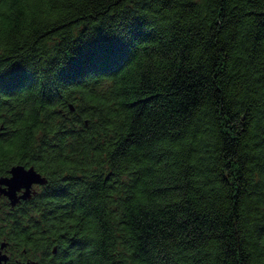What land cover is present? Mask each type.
<instances>
[{
  "label": "trees",
  "instance_id": "trees-1",
  "mask_svg": "<svg viewBox=\"0 0 264 264\" xmlns=\"http://www.w3.org/2000/svg\"><path fill=\"white\" fill-rule=\"evenodd\" d=\"M17 166L13 264H264V0H0Z\"/></svg>",
  "mask_w": 264,
  "mask_h": 264
},
{
  "label": "water",
  "instance_id": "water-1",
  "mask_svg": "<svg viewBox=\"0 0 264 264\" xmlns=\"http://www.w3.org/2000/svg\"><path fill=\"white\" fill-rule=\"evenodd\" d=\"M10 178H2L0 180V189L3 188V192L9 197L12 207H15L20 198L17 196V192L25 189L26 192L21 199H28L31 194V189L34 185H47L48 180L42 177L34 168H25L23 166L14 167L10 171ZM7 247V244H3L0 250V264H7L9 262V256L3 253V250ZM56 252V250H55ZM23 264H38L37 262H26Z\"/></svg>",
  "mask_w": 264,
  "mask_h": 264
},
{
  "label": "flooded vegetation",
  "instance_id": "flooded-vegetation-1",
  "mask_svg": "<svg viewBox=\"0 0 264 264\" xmlns=\"http://www.w3.org/2000/svg\"><path fill=\"white\" fill-rule=\"evenodd\" d=\"M11 177V174L9 173V175L6 177V178H10ZM43 186L45 185H34L31 189V194H30V197H28V199H21L22 196H24L26 190L25 189H22L21 191H18L17 192V196L18 198H20V201L19 203L15 206V207H12V204H11V201L9 199V197H7L5 195V193L2 191L4 187H2L0 189V211H2L3 209H9L10 211L11 210H15L18 206L24 204V203H28L30 201H32V199L34 197H36L40 191L43 189ZM0 250H1V247H0ZM3 253H6L8 256H9V262L7 264H13L12 261V256L10 254V251L8 249V247H6L4 250H3ZM30 260V259H28ZM26 259L25 263L28 261ZM23 260L21 259H18V260H14V264H23Z\"/></svg>",
  "mask_w": 264,
  "mask_h": 264
},
{
  "label": "snow or ice",
  "instance_id": "snow-or-ice-1",
  "mask_svg": "<svg viewBox=\"0 0 264 264\" xmlns=\"http://www.w3.org/2000/svg\"><path fill=\"white\" fill-rule=\"evenodd\" d=\"M120 47V45L119 44H117V45H114V49H118ZM113 54H116V52L114 51L113 52Z\"/></svg>",
  "mask_w": 264,
  "mask_h": 264
}]
</instances>
